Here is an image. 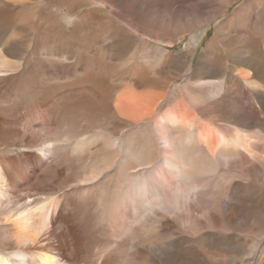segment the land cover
<instances>
[{"label":"bare ground","instance_id":"1","mask_svg":"<svg viewBox=\"0 0 264 264\" xmlns=\"http://www.w3.org/2000/svg\"><path fill=\"white\" fill-rule=\"evenodd\" d=\"M232 1L0 0V264H236L261 248L264 0L261 29L236 10L184 84L144 35L172 43Z\"/></svg>","mask_w":264,"mask_h":264},{"label":"rangeland","instance_id":"2","mask_svg":"<svg viewBox=\"0 0 264 264\" xmlns=\"http://www.w3.org/2000/svg\"><path fill=\"white\" fill-rule=\"evenodd\" d=\"M54 1H57V0H54ZM258 3L259 2L257 0H234L231 2L230 5H228L226 7V9L224 10V12L221 15L216 16V17L204 22V24L202 23L201 25L194 28L191 32L183 34L181 37L177 38L172 43L159 41V40L154 41L151 35L144 34L146 40H148V42L147 41L146 42L148 44L153 43V45H152L153 48H156V49L159 48V50H162V51L164 50L165 52H168V53L174 55V57L180 59L179 61L182 62V69L179 73L177 83L178 84H184V83L188 82L190 80V78L192 77V74L194 73V71L197 67L198 61L201 57V54L203 53L204 48L207 46L208 42L213 38V36L216 33L217 26L221 22H223L226 18H229L231 16L234 17L236 10H238L241 7L246 6V8L244 7L246 10L245 17L247 19H250V24H249V32L250 33H256V32H258L259 29H261V27H262L260 25L261 24V17L256 15L258 12V8H259ZM256 7H258V8H256ZM103 10H105L107 13L110 14V11H111L110 8L103 7ZM207 12H208L207 9H203V11H202L203 14H200L201 20H204L207 18ZM60 19L63 22L68 21L69 18H68V16H66L65 11L60 14ZM232 25H234V24L232 23ZM225 30H226V28L224 29V31ZM245 33L246 32H244L243 34L233 33V38H232L233 40H231V41H234V39H238V37L240 35L243 36ZM144 35L142 34V37ZM230 45L234 46L231 42L228 44V46H230ZM222 47L224 48L223 45H222ZM25 59L26 60H25V63L23 66H24V75L27 78L29 76H33V73L30 72L32 70V66H33V60L31 58V52H29L26 55ZM54 76L57 77V74H55ZM171 103H172V98L165 99L164 102L159 104V106L157 108V112L163 113L165 111V108L168 105H170ZM8 104L10 105L11 103L9 101H7V102L5 101L3 103V105H5V106ZM191 108L192 107L188 106L187 110H190L192 112ZM9 112H10V114H12L14 112V110L12 109ZM192 116H194V115H192ZM138 128H137L138 130H142L143 126H139ZM95 133H96V130H93V132H90L89 134L94 135ZM131 133H132L131 128L123 129L122 130V137H125ZM147 174H149L148 171L144 172V174L139 173L138 176H140V177L142 175L146 176ZM224 196L222 198H224ZM85 211H87V210H84V212ZM258 228H260V229H258ZM251 231H252V234H251L252 236L247 238L248 239L247 242H249L248 244L253 243V241L256 238L255 236L258 235L262 231V227L261 226H258V227L255 226V228L253 227ZM255 233H256V235H255ZM236 264H264V244H262L260 249H255L251 256H245L243 260H239Z\"/></svg>","mask_w":264,"mask_h":264}]
</instances>
